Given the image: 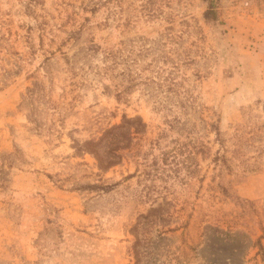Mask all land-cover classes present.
<instances>
[{
	"label": "rangeland",
	"instance_id": "374dc122",
	"mask_svg": "<svg viewBox=\"0 0 264 264\" xmlns=\"http://www.w3.org/2000/svg\"><path fill=\"white\" fill-rule=\"evenodd\" d=\"M138 250L264 264V0H0V264Z\"/></svg>",
	"mask_w": 264,
	"mask_h": 264
},
{
	"label": "trees",
	"instance_id": "16d2710c",
	"mask_svg": "<svg viewBox=\"0 0 264 264\" xmlns=\"http://www.w3.org/2000/svg\"><path fill=\"white\" fill-rule=\"evenodd\" d=\"M210 13H212V10L206 12V18ZM88 48V54L90 55L97 53L99 50V47L95 44H91ZM144 51H146V49H143L142 46L138 48L137 51L134 46H123L117 49L103 51L102 62L104 65L98 67V73L114 81V87L118 90V92H116L118 99L123 97L124 93L131 90L132 87L137 84V81H135V67L138 58ZM117 129H119V127L115 128V130ZM136 254L139 256L136 260V264H143L144 262L141 259L143 252L138 250Z\"/></svg>",
	"mask_w": 264,
	"mask_h": 264
}]
</instances>
